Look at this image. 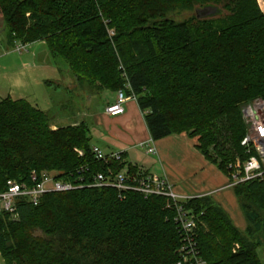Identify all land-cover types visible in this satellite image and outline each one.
<instances>
[{
  "label": "trees",
  "instance_id": "obj_1",
  "mask_svg": "<svg viewBox=\"0 0 264 264\" xmlns=\"http://www.w3.org/2000/svg\"><path fill=\"white\" fill-rule=\"evenodd\" d=\"M195 5L192 18L168 16ZM208 7L215 15L207 16ZM0 16L10 45L43 42L77 87L135 96L152 142L182 133L197 138V150L224 174L235 157L246 159L242 108L264 102L257 0H0ZM50 121L24 100L0 101V193L8 180L31 185V174L43 172L79 186L45 195L35 207L18 202V222L0 215L4 264H177L173 204L91 188L92 176L109 166L94 161L89 127L52 129ZM121 158L112 171L138 172ZM233 188L244 232L210 198L184 204L196 217L199 257L205 264H263L264 183Z\"/></svg>",
  "mask_w": 264,
  "mask_h": 264
},
{
  "label": "rangeland",
  "instance_id": "obj_2",
  "mask_svg": "<svg viewBox=\"0 0 264 264\" xmlns=\"http://www.w3.org/2000/svg\"><path fill=\"white\" fill-rule=\"evenodd\" d=\"M257 2L259 8L264 10V0H257ZM196 7L195 5L189 10H176L169 13L168 16L175 21L187 20L195 15L194 9ZM8 42L9 37L5 34L4 20L0 16V101L9 98L28 102L50 117L52 129L69 125L75 126L85 122L90 129L91 146L98 147L106 154L123 152L121 149H130L129 158L132 163L146 164L161 170V165L155 155H146L145 148L131 147L136 144L137 140H140L142 135L147 137L146 131L140 130L141 125L139 123L130 121L133 116L132 107L129 108V105L133 106L135 102H129L125 105L127 115L124 125L110 123L112 119L109 117H106L109 122L107 123L100 114L105 111L108 100H111L110 94L98 96L86 86L77 87L67 65L59 59L52 58L43 42L20 44L25 47L21 53L16 50L19 43L10 45ZM111 127L121 131L119 136H114ZM134 129L135 131H133ZM191 152L193 153V150ZM183 158H185V163L189 161L188 154H180L176 162H173L175 163V170L169 162L164 160L162 166L165 171L175 175H172L175 183L172 182L173 184H171L176 193L194 196L193 194L197 193L195 190L197 188H194L193 183L197 177L195 175H183L180 172L181 166H183L181 163ZM234 160H241V158L235 157ZM238 206L236 198L229 204L232 210L238 211ZM35 235L40 236V233L36 232ZM238 248L236 244L234 250ZM263 249L264 247L260 248L258 252L264 264ZM0 264H4L1 257Z\"/></svg>",
  "mask_w": 264,
  "mask_h": 264
},
{
  "label": "built area",
  "instance_id": "obj_3",
  "mask_svg": "<svg viewBox=\"0 0 264 264\" xmlns=\"http://www.w3.org/2000/svg\"><path fill=\"white\" fill-rule=\"evenodd\" d=\"M110 37L113 30H109ZM16 50L24 51V46L17 44ZM128 88V86H126ZM135 102V96H126L124 90L115 93L114 103L105 108L104 113L109 117H118L124 114L125 105ZM242 119L246 127V135L241 141L246 159L234 160L228 164V178L231 187L253 181L264 183V102L256 100L242 108ZM148 142L146 154H153L154 149ZM143 147V146H141ZM144 148V147H143ZM82 156V152L75 150ZM91 154L95 162L109 166L105 173L100 172L92 176L91 188H111L118 197L126 192H135L144 199L162 197L168 199L175 207L174 221L180 226L181 245L177 264H205L199 257L196 242V217L184 208V204L199 197L183 195L175 192L173 185L164 177L154 174L137 172L131 174L125 168L119 172L112 171L113 163L122 162V152L106 154L96 146L91 147ZM31 185L7 181L6 190L0 193V215L7 214L9 220L18 222V202L25 201L35 207L48 194L67 193L79 189V186L69 181L54 179L47 172L30 176ZM82 182V180H80Z\"/></svg>",
  "mask_w": 264,
  "mask_h": 264
},
{
  "label": "crops",
  "instance_id": "obj_4",
  "mask_svg": "<svg viewBox=\"0 0 264 264\" xmlns=\"http://www.w3.org/2000/svg\"><path fill=\"white\" fill-rule=\"evenodd\" d=\"M260 10L264 13L263 8H260ZM110 95H111L110 97L111 100H108V104L106 105V107L114 103L115 94H110ZM130 107H132L131 109L133 116V119L130 121L132 123L133 122L139 123L141 125L140 130L143 131L144 129V131H146L147 133V137L142 135L140 140H137L135 142L136 144H134L131 147L136 148V146H139L142 149L143 147L146 148V145L151 140L146 130L142 114L136 103L133 106L129 105V108ZM126 115H127L126 110L123 115L118 117H109L104 113V111L102 112V114H100V116L105 119V122L109 123L106 118L109 117V119H112L110 123L121 124V125H124V123H126L125 122ZM128 127L131 130L129 125ZM110 129L111 132L114 134V136L115 135L119 136V134L121 133V131L115 128L113 129L111 127ZM112 129L114 130V132ZM133 131H135V129ZM151 146L154 149V153L148 155L156 156V158L158 159L161 165L160 166L161 170L157 169L154 166L152 167H150L149 165L147 166L144 163H143L144 165H138L137 163H132L131 159L129 158L130 149L127 148L121 149V151H123L122 154L125 155V162L128 165L136 166L138 172L146 173V174H156L157 176L160 175L159 177H162L164 175V178H166L170 183L172 182L175 183V179L172 177L173 173L165 171V168L162 166L163 160L165 162H169L171 167L174 168L175 170V163L173 162H176L180 154L182 153L188 154L189 157L188 162L185 163V158L181 160L183 166H181L180 172L183 175H189V176L195 175L197 177V179L193 183L194 188H197L195 189L197 193L193 195L199 198H203V197L210 198L216 205H218L228 215L233 225L237 229L243 232L247 228V224L240 207L238 206V211L232 210L229 207L230 202H233V200L236 197L233 190L234 188L231 187L229 184L228 175L222 173L215 165L213 166V164L211 165V163L205 160V158L197 150L198 141L196 138L191 139L185 134L171 135L169 137L162 139L161 141L159 140L156 142H151ZM191 150H193V153L191 152ZM262 257L264 260V249L262 251Z\"/></svg>",
  "mask_w": 264,
  "mask_h": 264
},
{
  "label": "water",
  "instance_id": "obj_5",
  "mask_svg": "<svg viewBox=\"0 0 264 264\" xmlns=\"http://www.w3.org/2000/svg\"><path fill=\"white\" fill-rule=\"evenodd\" d=\"M205 11L207 12V16H212V15H215L216 13L215 9H213L212 7L206 8Z\"/></svg>",
  "mask_w": 264,
  "mask_h": 264
},
{
  "label": "bare ground",
  "instance_id": "obj_6",
  "mask_svg": "<svg viewBox=\"0 0 264 264\" xmlns=\"http://www.w3.org/2000/svg\"><path fill=\"white\" fill-rule=\"evenodd\" d=\"M78 190V189H77ZM121 197H122V195H121Z\"/></svg>",
  "mask_w": 264,
  "mask_h": 264
}]
</instances>
